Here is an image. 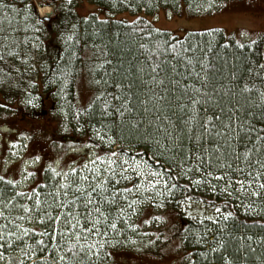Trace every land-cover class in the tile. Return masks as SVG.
<instances>
[{"label": "trees", "instance_id": "16d2710c", "mask_svg": "<svg viewBox=\"0 0 264 264\" xmlns=\"http://www.w3.org/2000/svg\"><path fill=\"white\" fill-rule=\"evenodd\" d=\"M90 1L98 10L88 15L77 11L81 0H68L65 11L64 4L56 11L58 42L42 84L51 110L65 119L60 135L66 143H91L111 158H138L167 176L171 193L222 207L225 214L213 221L179 218L176 236L189 264H264V195H257L264 184L263 42L232 39L221 28L181 34L158 28L151 19L181 4L193 13L215 10L225 0ZM122 13L137 18L117 17ZM17 20L18 25L30 22L37 28L26 17ZM34 44L36 56L45 43ZM14 47L0 50V70H15ZM88 48L102 55L92 69L99 91L81 109L76 84ZM198 176L206 182L224 177L228 184L237 178L250 180L260 202L249 210L236 201L202 194L193 181ZM110 184L101 185L103 191L88 185L83 195L64 190L67 203L49 193L58 187L39 184L41 204L30 201L28 208L17 188L4 181V213L24 215L30 209L33 230L29 236L19 233L17 240L35 253L37 261L30 264H116L111 251L131 245L132 232L118 219L127 205ZM109 186L113 191L107 198L103 193ZM63 210L73 214L61 218ZM112 224L117 228L112 230ZM0 226L3 252L9 243L16 244L15 237L7 240L4 233H15L17 227L6 218L0 219ZM92 226L88 234L102 242L90 249L78 240L87 239L85 231Z\"/></svg>", "mask_w": 264, "mask_h": 264}, {"label": "rangeland", "instance_id": "374dc122", "mask_svg": "<svg viewBox=\"0 0 264 264\" xmlns=\"http://www.w3.org/2000/svg\"><path fill=\"white\" fill-rule=\"evenodd\" d=\"M67 1L45 0L44 4L40 0L0 1V50L15 46L17 51L13 61L15 70H0V188L8 179L17 188L24 205L30 208L32 202L37 203V207L41 204L42 188L39 184L58 187L54 193L53 190L49 193L67 203L68 192L63 193L64 190L83 195L88 185L103 191L105 187L101 185L111 181L116 186L117 197L127 205L126 209H120L118 219L126 221L129 233L132 232L131 245L111 251L115 263L189 264L176 236L179 218L213 221L225 214L224 209L218 204L198 199L186 200L178 193H171L167 176L138 158L119 155L111 158L108 153L99 154L91 143H66L60 135V130L65 128V119L51 110V103L43 90L42 77L52 49L58 42L56 11L62 4L65 11ZM21 9L25 12L22 13ZM97 10L90 0H81L77 9L83 16ZM41 15L51 19L41 22ZM21 17H26L28 22L33 20L37 28L34 29L30 22L28 26L25 23V27L18 25L20 21L17 19ZM117 17L137 18L131 13L118 14ZM151 19L158 28L181 34L222 28L232 39H260L264 44V0H225L215 10L198 13L181 4L173 12L162 9L158 16ZM11 30L13 33L9 34ZM41 40L45 43L44 50L33 56L34 43L41 44ZM26 49L31 50L30 56L26 54ZM101 56L92 48L84 53L82 72L76 84L81 109H85L99 91L92 69ZM105 143L108 144V141ZM211 179V182H206L198 176L193 181L200 186V193L236 201L242 209L252 210V203L260 202L253 195L254 185L250 180L237 178L228 184L224 177L214 176ZM206 183L208 186H205ZM259 186L261 192L257 195H264V184ZM110 189L111 186L103 193L104 197L108 198L107 194L112 193ZM74 200L71 199L69 204ZM1 206L2 202L0 219H8L17 231L4 233L7 240L15 237L13 243L16 244L9 243L7 250L0 252V264L34 263L37 261L35 253H29L18 244L19 233L29 236L33 230L30 209L24 215H8ZM72 214V211L63 210L61 218ZM110 227L113 230L117 225ZM93 228L86 230L88 238L78 240V243L86 244L90 249L101 243L102 240L95 234H88Z\"/></svg>", "mask_w": 264, "mask_h": 264}, {"label": "water", "instance_id": "95a60500", "mask_svg": "<svg viewBox=\"0 0 264 264\" xmlns=\"http://www.w3.org/2000/svg\"><path fill=\"white\" fill-rule=\"evenodd\" d=\"M48 19V18H47ZM42 21H44V19H42Z\"/></svg>", "mask_w": 264, "mask_h": 264}, {"label": "bare ground", "instance_id": "6f19581e", "mask_svg": "<svg viewBox=\"0 0 264 264\" xmlns=\"http://www.w3.org/2000/svg\"><path fill=\"white\" fill-rule=\"evenodd\" d=\"M45 12H47V13H48V11H45Z\"/></svg>", "mask_w": 264, "mask_h": 264}]
</instances>
